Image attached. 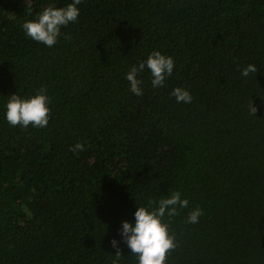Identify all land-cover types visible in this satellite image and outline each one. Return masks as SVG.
Here are the masks:
<instances>
[{
    "label": "trees",
    "instance_id": "trees-1",
    "mask_svg": "<svg viewBox=\"0 0 264 264\" xmlns=\"http://www.w3.org/2000/svg\"><path fill=\"white\" fill-rule=\"evenodd\" d=\"M69 3L0 0V264H112V239L138 264L122 222L172 191L189 205L165 217L166 264H264V0H82L54 46L26 36ZM156 50L174 70L154 88L146 68L137 96L126 74ZM41 87L48 125L11 126L8 96Z\"/></svg>",
    "mask_w": 264,
    "mask_h": 264
},
{
    "label": "clouds",
    "instance_id": "clouds-1",
    "mask_svg": "<svg viewBox=\"0 0 264 264\" xmlns=\"http://www.w3.org/2000/svg\"><path fill=\"white\" fill-rule=\"evenodd\" d=\"M81 2L82 0H72V3L65 7L50 5L44 8L35 20L23 24L26 36L48 47L54 46L61 35V28L77 21L80 14L77 6ZM70 38L65 36V39ZM174 66L175 62L171 56L162 54L158 50L153 51L145 61L132 66L126 74L130 91L137 96L143 95L142 80L138 79V74L143 73L146 68L152 76V86L163 87L166 78L171 76ZM257 72L256 65L249 64L241 70V76L248 77L250 73ZM170 95L174 96L178 103H191L193 100L191 93L181 87L175 88ZM50 102L47 89L44 87L31 97L12 94L8 96L6 104V120L11 126L27 128L31 125L34 128H44L49 123ZM248 107L249 113L256 116L258 109L253 105V101ZM77 150L84 151V145L77 143L70 148L73 152ZM188 205L189 201L181 199L179 191H172L158 202L150 199L147 206L137 207L134 223L122 222L121 236L131 254L138 258V264H166L169 254L177 248V243L175 233L170 232V225L165 221V217L179 215V210L188 208ZM202 215L203 210L196 207L188 213L186 223H198ZM110 243L116 249L112 264H117L122 257L121 249L115 239Z\"/></svg>",
    "mask_w": 264,
    "mask_h": 264
}]
</instances>
